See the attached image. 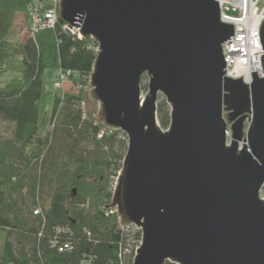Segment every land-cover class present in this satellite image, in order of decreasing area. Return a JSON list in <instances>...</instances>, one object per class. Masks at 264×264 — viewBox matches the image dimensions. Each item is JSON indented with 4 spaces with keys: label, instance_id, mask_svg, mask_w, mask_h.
Returning a JSON list of instances; mask_svg holds the SVG:
<instances>
[{
    "label": "water",
    "instance_id": "95a60500",
    "mask_svg": "<svg viewBox=\"0 0 264 264\" xmlns=\"http://www.w3.org/2000/svg\"><path fill=\"white\" fill-rule=\"evenodd\" d=\"M59 17L97 42L87 97L126 135L106 208L140 229L132 264H264V76H224L219 2L60 0Z\"/></svg>",
    "mask_w": 264,
    "mask_h": 264
},
{
    "label": "trees",
    "instance_id": "16d2710c",
    "mask_svg": "<svg viewBox=\"0 0 264 264\" xmlns=\"http://www.w3.org/2000/svg\"><path fill=\"white\" fill-rule=\"evenodd\" d=\"M30 1L0 0V75L13 74L0 85V121L11 125L0 135V264H120L132 230L121 229L106 207L127 139L85 107L94 40L65 31L60 17L31 33ZM46 69L64 73L73 90L51 91ZM157 116L166 128L164 98Z\"/></svg>",
    "mask_w": 264,
    "mask_h": 264
},
{
    "label": "built area",
    "instance_id": "2783aa9c",
    "mask_svg": "<svg viewBox=\"0 0 264 264\" xmlns=\"http://www.w3.org/2000/svg\"><path fill=\"white\" fill-rule=\"evenodd\" d=\"M60 0H31L27 11L28 29L31 33L39 30L53 28L59 18ZM219 2L220 19L222 22L233 24V34L223 44V55L226 71L224 76L229 78H241L249 84L250 73L256 71L260 77L264 76L262 70V47L260 42V27L264 19V0H216ZM65 31L76 35L79 39L84 38L80 33V27L65 23ZM89 49L98 50L97 42L89 45ZM59 80L67 79L66 75L57 72ZM61 84V83H60ZM229 134V132H228ZM113 212V211H110ZM36 213V211H35ZM130 232L131 236L119 253L120 264H130L132 254L141 243V237L136 238L133 234L140 231L133 224L120 227ZM69 231V229H66ZM134 232V233H133ZM141 234V232H140ZM60 251L62 247L60 246ZM134 257H132L133 260Z\"/></svg>",
    "mask_w": 264,
    "mask_h": 264
},
{
    "label": "rangeland",
    "instance_id": "374dc122",
    "mask_svg": "<svg viewBox=\"0 0 264 264\" xmlns=\"http://www.w3.org/2000/svg\"><path fill=\"white\" fill-rule=\"evenodd\" d=\"M24 22H25L24 21V15L18 14L16 19H15V24L17 25V27L19 26L23 29L24 28ZM27 22H28V19H27ZM34 33H36V32H34ZM12 76H13V74H11L10 72H6V73H3L2 75H0V85H3L6 82H8V80ZM44 77H45L47 87L53 92L61 93L63 91H72L73 90V85H72L71 81L68 79H65V78H62V80H59L61 75L58 77L57 71L53 72L52 70L46 69L44 71ZM141 84H142L143 91H145L146 87H144V86L146 84V77L142 79ZM159 97L164 98V96L159 94L157 101H159ZM85 107L90 111H94V110H97L98 105H97V103L89 100V102L85 103ZM12 125H13V123H12ZM10 130H11V125L8 122L0 121V135L6 136V135H8ZM260 196L264 198V185L261 188ZM0 243H1V239H0Z\"/></svg>",
    "mask_w": 264,
    "mask_h": 264
}]
</instances>
